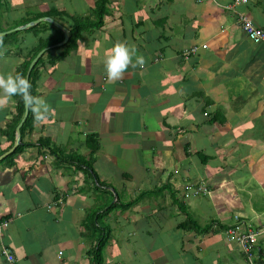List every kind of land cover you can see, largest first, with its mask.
Returning a JSON list of instances; mask_svg holds the SVG:
<instances>
[{"label": "crops", "instance_id": "0c3cea01", "mask_svg": "<svg viewBox=\"0 0 264 264\" xmlns=\"http://www.w3.org/2000/svg\"><path fill=\"white\" fill-rule=\"evenodd\" d=\"M95 1L2 0L0 34L12 9L39 14L37 3L43 13L89 17ZM235 2L108 0L101 28L63 60L45 59L35 83L38 120L23 139L30 146L15 166L0 165V219L12 216L0 223V264H9L3 248L13 264H92L85 220L108 195L94 190L80 159L113 203L133 202L101 220L111 231L105 264H250L226 237L236 223L261 232L251 261L264 264V41L252 42L240 26L246 17L264 31V0ZM192 47L197 53L185 58ZM5 49L0 132L15 113L23 62L19 50ZM89 135L98 137L94 156ZM39 140L73 160L56 162ZM7 146L0 133V150ZM191 186L207 193L186 199ZM52 222L70 223L53 230Z\"/></svg>", "mask_w": 264, "mask_h": 264}, {"label": "trees", "instance_id": "16d2710c", "mask_svg": "<svg viewBox=\"0 0 264 264\" xmlns=\"http://www.w3.org/2000/svg\"><path fill=\"white\" fill-rule=\"evenodd\" d=\"M108 0H96L94 3V7L92 9V13L89 17H77V16H70L65 11H58L56 9H51V11L47 13H39L34 14L32 16H28L26 20H23L21 23L15 26H11L8 22L6 23V28L4 31H9L17 28L21 25H27L31 23V21L38 20L41 17H51L55 20H59L67 25V28L69 29V40L68 42L62 46L61 48H56L53 50H48L45 52L42 57L39 59V61L36 63L34 68L32 69L30 76H29V85H28V103H29V115L26 118L23 126L21 127V140L23 144L17 148V150L4 158L0 161V165L4 163H8V166H15L13 164V158L21 153L25 148H27L29 143H25L23 141L25 132L27 130H32L35 122L37 119V113L35 110V104H36V76H40V68L44 67V61L45 59H51V64H54L56 60H63L65 57L70 55L72 51L77 49L78 43L82 40L84 35L88 32H93L99 28L102 27L104 24V17L106 16L108 12ZM2 0H0V14L2 11ZM13 25V24H12ZM2 30V29H1ZM30 36L34 38V41L31 45L28 47L25 45V39L19 38L20 33H23L24 36L29 34ZM46 35V36H45ZM24 38V37H23ZM36 39L38 40L36 42ZM64 40V36L62 31L55 28L49 23L43 22L40 23L32 28H30L27 31L19 32L15 31L7 34L5 37H0V48L6 47L7 45L18 44V50L19 55H22L23 62L18 65L15 71L14 75V85L12 90V97L14 98L15 102V113L13 114L11 120L7 123L4 130H2L0 133L5 139L7 140L8 146L0 150V156L7 152L14 144L15 140V129L17 125L20 123V121L23 118L24 115V86H25V78L26 74L29 68V65L31 61L37 56V54L42 51L43 49H47L50 46L56 45L61 43ZM25 45L24 48L20 49V46ZM23 50L25 52L23 53ZM54 51H57L58 54L54 56L52 53ZM23 53V54H22ZM24 55V56H23ZM86 146L89 149L88 154L90 156H94L96 152L99 149L98 144V137L95 135H89L85 139ZM41 146L43 148L48 149L51 154H54L56 157V162H69L68 160H73V157L71 158H64L63 154V148L57 147L58 151L54 148H50L49 142L47 140H39ZM56 148V147H55ZM56 148V149H57ZM57 151V152H56ZM76 159L79 160L80 158L76 155ZM81 162H79L81 165H84L85 168L82 169V171L90 176V173H93V179L95 180L92 185L94 187V190L101 192L103 195H108V198H104L101 200V205L96 210H93L89 212L88 217L85 220V225L87 227V235L90 238V243L92 246H90V249L88 251V254L91 258L92 264H105L104 259V249L107 245V242L109 240L110 236V230L109 227L102 225L101 220L113 212L116 209H120L122 212L126 211L127 208H130L133 204V202L125 203L121 201V198L118 196L116 199V202L113 203V195L111 192L105 190L106 185L99 180V178L94 174V171L92 169V165L87 163L86 161L80 159ZM79 166L78 168H80ZM91 173V174H92ZM91 176V177H92ZM101 212V213H100ZM11 216V215H10ZM9 215L6 217H2L0 219V223H2L4 220H9L11 217ZM188 222L185 221V223L182 224L183 228H186L188 225ZM104 226V227H103Z\"/></svg>", "mask_w": 264, "mask_h": 264}, {"label": "built area", "instance_id": "2783aa9c", "mask_svg": "<svg viewBox=\"0 0 264 264\" xmlns=\"http://www.w3.org/2000/svg\"><path fill=\"white\" fill-rule=\"evenodd\" d=\"M247 0H236L235 4L245 3ZM240 26L242 31L247 36L249 40L254 43H260L264 41V31L255 27L251 20L246 17L240 18ZM202 48H206V45H203ZM198 47H192L186 50L183 55L185 58L196 54ZM207 193L205 187L196 186L188 187V192L184 194V198L188 199L191 197H198L200 195H205ZM261 234L260 231L252 230L249 226L243 223H236L235 225L229 227L226 230V237L228 241L237 244L242 252L246 255L247 259L252 264V252L256 248L258 242V236ZM2 255L9 264L15 262L13 255L8 249H2Z\"/></svg>", "mask_w": 264, "mask_h": 264}, {"label": "water", "instance_id": "95a60500", "mask_svg": "<svg viewBox=\"0 0 264 264\" xmlns=\"http://www.w3.org/2000/svg\"><path fill=\"white\" fill-rule=\"evenodd\" d=\"M42 21H46L50 24H52L53 26L57 27L58 29H60L62 32H63V35H64V40L58 44L57 46H63L67 43L68 39H69V32L66 28H64L62 25L56 23L55 21H53L52 19H49V18H43V19H40L38 21H34V22H31L27 25H24V26H21V27H18L16 29H13L11 31H8L6 33H2L0 34L1 35H5V34H9V33H12V32H15V31H22V30H26V29H29L30 27H33L37 24H39V22H42ZM48 49H43L42 51H40L37 56L31 61L30 65H29V68H28V71H27V74H26V78H25V86H24V115H23V118L22 120L20 121V123L17 125L16 129H15V140H14V144L13 146L7 151L5 152L4 154H2L0 156V161L3 160L4 158H6L7 156H9L10 154L14 153L17 148L19 146L22 145V141H21V127L23 126L26 118L28 117L29 115V103H28V85H29V76H30V73L32 71V69L34 68V66L36 65V63L39 61V59L42 57V55L47 52Z\"/></svg>", "mask_w": 264, "mask_h": 264}, {"label": "rangeland", "instance_id": "374dc122", "mask_svg": "<svg viewBox=\"0 0 264 264\" xmlns=\"http://www.w3.org/2000/svg\"><path fill=\"white\" fill-rule=\"evenodd\" d=\"M45 2V1H44ZM46 3V2H45ZM49 3H50V1H49ZM29 7H30V5H31V3H29V4H27ZM33 6L36 8V9H33L35 12L36 11H38L39 13L40 12H43V10H42V6L40 5H37V3L36 4H33ZM30 9H31V7H30ZM9 13L10 14H8V16L5 18V19H3V20H5L6 22L8 21V22H11V23H9L11 26H15V25H18L19 23H21L23 20H26L27 18H28V16H32V15H34L35 13L33 12V11H31L30 10V13L28 12V8L27 7H25V6H21V9H18V10H14V9H12V10H10L9 11ZM26 18V19H25ZM13 24V25H12ZM20 25V24H19ZM9 35V34H8ZM31 34L29 33V34H27L26 36H25V38H27L28 39V41L31 39V41L33 42L34 41V38L33 37H31L30 36ZM22 36H24V34L23 33H20V35H19V38L20 37H22ZM46 36V35H45ZM38 40L36 39V42H37ZM27 47L30 45L29 44V42H28V44H25ZM7 47V49H5L6 51H8V52H13L14 54L15 53H17V50H18V43H15V44H11V45H7L6 46ZM25 52V50H23V53ZM11 54L10 55V57L12 58L13 56H14V54ZM13 60V59H12ZM50 148H52V147H50ZM53 148H54V151L55 150H57L58 151V148L56 149L54 146H53ZM56 151V152H57ZM195 155H199V153L197 152H195ZM186 216L184 215L182 218H185ZM76 218V217H75ZM74 218V219H75ZM181 218V217H180ZM69 221V220H68ZM71 222V221H70ZM70 222H68V225H63V226H60L59 227V225H55L53 222H52V229L53 230H57V229H59V228H63V229H65V228H68V226H69V223ZM150 244H151V246L152 247H157L158 245H159V242L158 241H156V242H150ZM141 260V262H148L149 261V258H145V259H140Z\"/></svg>", "mask_w": 264, "mask_h": 264}]
</instances>
